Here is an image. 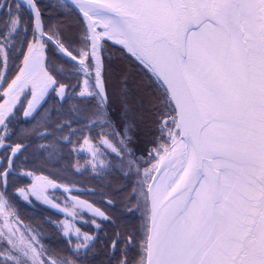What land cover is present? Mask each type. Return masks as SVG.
I'll return each instance as SVG.
<instances>
[{
    "label": "snow or ice",
    "instance_id": "obj_1",
    "mask_svg": "<svg viewBox=\"0 0 264 264\" xmlns=\"http://www.w3.org/2000/svg\"><path fill=\"white\" fill-rule=\"evenodd\" d=\"M72 2L81 17L75 40L65 36L62 25L45 23L37 0H25L27 21L20 0H0L7 17L0 19V141L8 137L14 108L30 85L25 117L49 89L62 102L95 100L89 122L102 129L95 138L99 147L91 151L97 165H104L100 157L114 154L143 177L141 199L128 209L141 213L142 224L123 238L115 234L109 245L113 252L122 245L118 264H264V0ZM29 31L31 39L20 44L26 51L19 53L18 73L9 83L16 41ZM105 37L126 48L141 78L105 66ZM49 45L71 63L74 84L53 75L59 73L47 62ZM113 75L119 114L109 111L107 81ZM140 122L155 125L159 133L148 153L155 163L150 160L142 172L131 147ZM6 147L11 153L0 170V264H77L46 249L39 234L19 219L7 198V179L22 146ZM47 186L16 191L25 199L31 193L47 200ZM75 205L91 209L82 201ZM62 227L67 235L72 226ZM75 233L79 238V229ZM83 240L75 247L86 256L95 237ZM133 246L140 249L138 258L127 255Z\"/></svg>",
    "mask_w": 264,
    "mask_h": 264
},
{
    "label": "flooded vegetation",
    "instance_id": "obj_2",
    "mask_svg": "<svg viewBox=\"0 0 264 264\" xmlns=\"http://www.w3.org/2000/svg\"><path fill=\"white\" fill-rule=\"evenodd\" d=\"M57 1L60 0H37L46 24L55 25L57 22ZM20 3L23 18L27 21L28 6L24 0H20ZM68 8L70 15L77 20L80 27L81 17L78 10L72 6ZM0 19H7L4 12H0ZM70 24V26L74 25L73 22ZM3 27V23H0V29ZM79 27H76V37L80 33V29L77 30ZM30 39V31L21 32L16 41L17 51L14 53L16 59L14 62L10 60L7 67L9 83L18 73V67L23 59L19 54L20 51H26V48H20V44ZM47 57V62L55 65L56 69L58 66L65 67L62 72L57 69L59 74L53 73L60 83L71 85L76 82L71 72L67 70L70 68L67 58L54 50L51 45ZM3 87L6 88L7 83H4ZM24 90L14 108L15 118L9 124L8 137L0 141V170L7 167L5 157L11 153V148L6 145L22 146L21 150L12 157L14 165L12 174L7 179V198L23 224L34 229L39 234L40 243L42 242L51 252L59 253L68 259H77V264H90L89 254H109L111 263L118 264L120 258L118 254H122L119 250L120 245H117L116 251L113 252L109 245L114 238L108 241L107 246L104 238L106 225L111 222L112 212L115 209V202L107 192L119 191L116 188L118 185L115 184L106 188V179L123 176L133 185L134 168L130 170L126 163H122L114 154L107 158L100 157L104 160V165L100 166L97 165L96 158L91 155V151L99 147L95 138L102 131L99 125L93 127L89 122L95 100L84 98L62 102L58 99L57 93L49 89L43 99L35 105L31 114L25 117L23 111L27 109L28 101L32 100L33 88L30 85ZM0 103H3V98H0ZM109 111L114 114L120 113L112 105ZM82 137L88 138L91 148L89 144L84 143ZM131 146L133 147L134 144L132 143ZM52 182L60 183L69 190L55 188ZM34 184H48L44 191L47 200L39 199L31 193L25 199L16 191L18 188L28 189ZM0 191H4V188L0 187ZM75 201L91 202L105 213L107 219L98 217L79 205L74 206ZM53 202L64 210L67 209V212L57 210L52 205ZM72 213H75V216H72ZM62 220L72 226L66 237L58 228V221ZM75 229H79V238ZM58 235L64 238L62 245L58 242ZM84 235L95 237V240L90 242L86 256L85 250L77 251L75 247L78 243L85 242Z\"/></svg>",
    "mask_w": 264,
    "mask_h": 264
},
{
    "label": "trees",
    "instance_id": "obj_3",
    "mask_svg": "<svg viewBox=\"0 0 264 264\" xmlns=\"http://www.w3.org/2000/svg\"><path fill=\"white\" fill-rule=\"evenodd\" d=\"M103 44L105 48V62H109L112 69H128L135 77L141 78L140 66L135 62L131 54L127 53L122 47L115 45L108 40H105ZM145 126L148 131L145 132L142 140L145 149H147L150 145L156 146L154 134L157 133V128L151 123L145 124ZM111 184L118 185L116 188H118L117 191L119 192H115V194H117V199L114 200L115 209H113L112 212L111 222L106 225L104 238L106 246L108 241L115 238V234L117 233L123 238L125 235L135 232L140 222L138 216L133 217L136 212L130 213L128 211V209L133 208V204L138 201V198L136 197L137 193L133 189L134 187L131 185L130 181H127L123 176H113L112 178L110 177L106 179V188H110ZM108 196L110 197V195ZM58 242L62 245L64 243V238L58 235ZM119 250H122V245L119 246ZM139 251L140 249L138 246L129 247L127 255L129 258H134L138 256ZM131 254L133 256H131ZM119 255L121 256V254H118V257ZM89 256L90 264H112V259L109 258V254H89Z\"/></svg>",
    "mask_w": 264,
    "mask_h": 264
},
{
    "label": "rangeland",
    "instance_id": "obj_4",
    "mask_svg": "<svg viewBox=\"0 0 264 264\" xmlns=\"http://www.w3.org/2000/svg\"><path fill=\"white\" fill-rule=\"evenodd\" d=\"M57 6H58V13H57V22H56V24L62 25L63 28H64L65 36L68 39L73 40L76 37V33H77L76 32V27H79L78 22H77L76 19L72 18V16L70 15V11H69L68 7H65L63 4H61L60 1H57ZM70 22H73L74 25L72 24V26H70L71 25ZM79 29H80V27L77 30H79ZM50 64L52 65V63H50ZM105 66L110 68V69H112V67H110V65H109V62H105ZM57 69H59L62 72L65 69V67L58 66ZM70 69H71V63H70V68H68L67 70L70 71ZM107 83H108V87H109L110 105H112V107H114L117 112H121L120 101H119V98H118L119 84H118V81H117L115 75H113L107 81ZM147 131H148V129L146 128L145 123L144 122H140L139 127L136 130L135 138H134V141H133L134 146L133 147L131 146L134 149V151L136 152V156L134 157V159L137 160V163L140 166L141 172L143 171L144 168H146V167L150 168L151 164L155 163V160H151V157H149L148 153L153 148H155L156 146L150 145L147 149H145L144 142L142 140L143 136L145 135V132H147ZM154 139L156 141L159 140L158 131H157L156 134H154ZM150 160H151V164L149 163ZM134 173H135V175L132 177V182H133V187H134L133 189L136 191V193H137L136 197L138 198V201H139L141 199L140 192H139V187H140V183H141L143 177L142 176H138L136 174V169L135 168H134ZM149 183H151V181H149ZM107 193H109L110 198L112 200H116L117 199V194H115L114 192H107ZM137 202L135 204H133V207H135ZM135 216H138L139 220H140L139 225L137 226V230H138L140 228V225L142 224V215H141L140 212H136V214H134L133 217H135ZM2 224H3V217L0 216V225H2ZM62 225L63 226H67V224L65 223L64 220L58 221V228L60 229V232H62V235L64 237H66V234L64 233V227H62ZM41 244H42V242H41ZM42 245L44 246V244H42ZM44 247L46 249H49L46 246H44ZM134 255H136V254H134ZM131 256H133V255L131 254ZM136 258H138V256Z\"/></svg>",
    "mask_w": 264,
    "mask_h": 264
},
{
    "label": "water",
    "instance_id": "obj_5",
    "mask_svg": "<svg viewBox=\"0 0 264 264\" xmlns=\"http://www.w3.org/2000/svg\"><path fill=\"white\" fill-rule=\"evenodd\" d=\"M24 1H25V0H24ZM64 2L67 3V4H69V5H71V6L74 7L75 9H77L76 6H75L73 3H71L69 0H64ZM97 30L99 31V29H97ZM36 93H37V95H39V90H37ZM52 185H54L55 188L61 189V190H63V191H68V190H69L66 186H64V185H62V184H60V183H57V182H52ZM82 202H85L86 204L91 205V209H98V208L95 207L91 202H87V201H82ZM52 205H53L57 210H59V211H61V212H65V210H64L62 207L56 205L54 202L52 203ZM57 206H58V207H57ZM85 209H86V210H89L91 213H94L90 208H85ZM98 210H99V209H98ZM99 211H101V210H99ZM101 212H103V211H101Z\"/></svg>",
    "mask_w": 264,
    "mask_h": 264
},
{
    "label": "bare ground",
    "instance_id": "obj_6",
    "mask_svg": "<svg viewBox=\"0 0 264 264\" xmlns=\"http://www.w3.org/2000/svg\"><path fill=\"white\" fill-rule=\"evenodd\" d=\"M71 3H73L72 2V0H69ZM104 40H108V41H110L111 43H113V44H115V45H118V46H120V47H122V48H124L125 50H126V48L123 46V45H121V44H119L118 42H117V39H109V38H107V37H105V39ZM126 52H127V50H126ZM128 53V52H127ZM130 54V53H129Z\"/></svg>",
    "mask_w": 264,
    "mask_h": 264
}]
</instances>
